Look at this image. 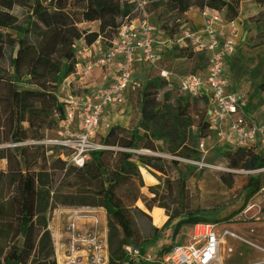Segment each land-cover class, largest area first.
<instances>
[{"label":"trees","instance_id":"trees-1","mask_svg":"<svg viewBox=\"0 0 264 264\" xmlns=\"http://www.w3.org/2000/svg\"><path fill=\"white\" fill-rule=\"evenodd\" d=\"M255 2L264 8V0ZM135 3L140 9L155 3L179 13L199 6L217 12L223 21H236L240 0H0V144H4L0 146V162H4L0 169V264H56L49 221L51 212L60 207L105 211L107 264H145L142 257L148 246L159 239L161 229L151 227L142 232L136 220L140 214L148 217L136 205L143 186L140 168L164 173L163 167L156 163L157 157L140 152L156 150L154 139L144 128L156 114L147 103L164 87L167 94L177 96L178 116L190 115V108L197 110L201 101L204 106L201 121L196 124L199 129L204 118L209 122L207 110L213 104L205 85L195 96L184 94L178 86L181 76L175 79L168 71H165L166 76H155L144 84L141 82L139 87L130 85L124 101L109 106L105 114L110 115V108L127 106L132 93H138L141 122H145L143 129H127L109 144L107 138L115 131V124H110L106 140H98L104 148L91 151L82 166L68 162L65 158L68 153H63L68 150L66 147L46 143L60 138L61 122L70 129L78 125L77 114L72 121L66 119L69 104L59 98L57 90L63 86L69 89L77 79L79 83L86 82L84 88H90L91 79L100 81L106 74L105 69H98L88 79L75 76L74 46H89L98 40L104 50L109 48L122 21L135 18ZM16 6L24 9L22 21L12 12ZM222 9L225 18L221 16ZM83 23H97V29L87 30L80 26ZM236 23L239 25L238 21ZM154 26L158 37L154 46L158 63L164 49L160 46V28ZM203 55L205 66H199L198 71L191 74L206 75L208 56ZM234 56L235 52L225 58L224 70L229 80L228 90L240 96L232 76L239 61ZM4 60L8 61V69L2 66ZM241 103L246 112L248 107L242 98ZM46 130L53 131V135L46 134ZM197 138L196 135L190 137ZM228 146L234 149L227 155L230 168L248 171L264 168V151L254 144ZM182 149L188 146L185 144ZM262 185L264 171L248 174L243 187L246 197L257 193ZM220 208L189 212L174 224L173 234L183 225L208 222L201 215ZM127 246L138 250L137 261L127 253ZM172 246L163 247L162 256Z\"/></svg>","mask_w":264,"mask_h":264},{"label":"rangeland","instance_id":"rangeland-1","mask_svg":"<svg viewBox=\"0 0 264 264\" xmlns=\"http://www.w3.org/2000/svg\"><path fill=\"white\" fill-rule=\"evenodd\" d=\"M134 8L135 18L144 19L160 28V46L164 49L155 65L136 64L134 77L137 80L144 84L155 76H161V71H168L177 79L197 72L199 66H205L202 7L192 6L183 13L155 3H149L143 9L135 3ZM12 12L22 21V7L16 6ZM220 13L225 18L224 9ZM236 21L239 25L233 34L237 42L234 57L239 61L232 76L248 107L247 114L255 122L264 124V8L255 0H240ZM80 26L87 30L97 29V23H83ZM94 48L96 52L103 49L101 44ZM2 66L8 69V61L4 60ZM77 81L69 89L63 86L57 90L59 98L66 99L69 93L73 96L86 94L89 91V87L84 88L86 82ZM176 100L177 96L167 94L166 87L151 98L147 106L156 114L147 127H144L145 122H141L138 93H132L127 106L108 109L110 124H115V131L107 138L109 144L127 129L137 127L142 130L144 127L154 139L156 150L140 152L157 157L156 163L164 170V173H160L140 168L143 186L136 205L148 217L137 215V226L142 232L149 231L151 227L161 229L159 239L148 246L142 259L145 264H159L163 247L192 243L193 225L181 226L174 235V224L189 212L220 206L217 211L201 215L208 220L205 223L216 226L221 238L216 264H264V185L257 193L246 197L243 187L247 175L254 172L230 168L227 155L233 153L234 149L228 146L231 142L222 139L219 128L207 123L204 118L197 129L196 124L203 116L204 104L201 101L197 110L190 108V115L178 116ZM192 100L189 98V102ZM98 132L95 142H104L107 129L101 127ZM46 134L53 135V131L46 130ZM194 135L198 138L190 139ZM185 144L188 146L186 150L182 149ZM3 167L2 161L0 169ZM56 241L54 239L57 252ZM134 259L137 261L138 257Z\"/></svg>","mask_w":264,"mask_h":264},{"label":"built area","instance_id":"built-area-1","mask_svg":"<svg viewBox=\"0 0 264 264\" xmlns=\"http://www.w3.org/2000/svg\"><path fill=\"white\" fill-rule=\"evenodd\" d=\"M201 16L205 41L202 49L208 56L206 75L181 76L178 79L179 90L195 96L205 85L213 99L207 117L212 126L220 129L222 139L238 147L254 144L258 150L264 151V124L255 122L245 112L240 96L228 90L224 61L235 52L233 34L238 25L236 21L221 20L217 12L206 8L202 9ZM222 25L228 26L230 32L225 38H220L218 34ZM156 43V27L144 19L131 18L122 22L114 43L102 52L95 51L98 40L89 46L75 45V76L88 79L98 69H105L106 74L102 82H91L92 86L86 94L73 96L69 93L66 98L69 104L66 119L74 120L78 111V125L70 129L61 122L60 138L47 140L46 143L66 147L69 153L65 158L77 166L83 165L91 151L104 148L95 142L94 136L101 127L108 129L110 126L106 109L122 103L130 85L141 86V81L134 77L136 62L155 65L158 58L154 47ZM161 75L167 74L162 71ZM107 76L111 78L108 83L105 79ZM261 170L264 168L253 172ZM96 209L76 208L67 213L57 240L56 264L108 263L107 222H102ZM220 243L221 238L214 224H195L193 242L175 244L160 258L159 264H216ZM126 251L132 258L139 256L138 250L132 247L127 246Z\"/></svg>","mask_w":264,"mask_h":264},{"label":"crops","instance_id":"crops-1","mask_svg":"<svg viewBox=\"0 0 264 264\" xmlns=\"http://www.w3.org/2000/svg\"><path fill=\"white\" fill-rule=\"evenodd\" d=\"M220 27V28H219ZM218 28V34L221 38H225L227 37L230 32H229V28L228 26L226 25H222V26H219ZM235 38V36H234ZM98 45V44H96ZM99 45H100V42H99ZM104 49H99L98 52H102ZM105 76V75H104ZM104 76L102 77V79L104 78ZM102 79L100 81H96V80H93L91 79L89 85H91V82H94V83H98V82H102ZM106 82L108 83L111 78L110 77H106ZM92 86V85H91ZM74 209H71V208H68V207H60V208H56L53 210L52 212V216H51V219L49 221V228H50V231H51V234H52V239H53V243H54V246H55V242H54V239L58 240V237H59V233L61 231V228L63 226V223H64V220L67 216V213L73 211ZM97 211V214L100 216L102 222H106V214H105V211L101 208H98L96 209ZM61 213H63L62 215H60ZM57 243V241H56ZM56 247L55 246V253L57 254L56 252Z\"/></svg>","mask_w":264,"mask_h":264},{"label":"water","instance_id":"water-1","mask_svg":"<svg viewBox=\"0 0 264 264\" xmlns=\"http://www.w3.org/2000/svg\"><path fill=\"white\" fill-rule=\"evenodd\" d=\"M88 29V28H87Z\"/></svg>","mask_w":264,"mask_h":264}]
</instances>
